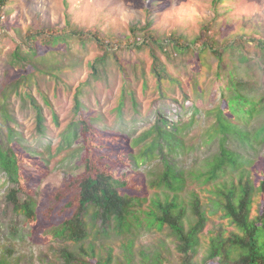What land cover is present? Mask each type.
I'll list each match as a JSON object with an SVG mask.
<instances>
[{
    "label": "rangeland",
    "instance_id": "obj_1",
    "mask_svg": "<svg viewBox=\"0 0 264 264\" xmlns=\"http://www.w3.org/2000/svg\"><path fill=\"white\" fill-rule=\"evenodd\" d=\"M68 24L80 31L98 32L105 39L114 38L124 46L109 45L105 51L92 34L69 33L55 44L37 41L38 55L30 58L44 70L23 62L30 30L62 29ZM147 31L157 40L146 41ZM178 37L185 43L178 44ZM155 65L165 68L162 84ZM21 71H34L32 80L26 86H11ZM229 79L240 81L245 93L256 99L264 94V0H11L0 8V144L9 145L11 128L23 138L15 140L26 149L25 157H18V180L0 169V264H67L60 253L62 247L72 244L75 252L81 249V244L54 236L53 231L75 214L79 189L69 184L87 173V158L95 156L86 143L91 135L78 123L87 118L88 111L101 118L93 121L98 132L111 133L104 138L96 132L97 142L111 145L115 154L119 153L116 145L124 153H141L157 135L154 132L147 137L158 117L168 115L171 122L184 127L177 139L192 147L189 154L174 157L181 168L203 170L204 154H213L219 145L247 155L251 173L253 167L263 165L264 134L255 145L239 135L227 139L226 134L213 146L204 144V131L214 120L209 112L220 105ZM4 93L7 100L2 99ZM27 93L43 108L46 128L42 137ZM77 96L82 106L78 111ZM185 106L190 114L195 108L200 110L194 124L190 114H185ZM121 116L125 124L118 120ZM263 122L264 112L254 114L250 126L256 132ZM121 130L125 134H120ZM67 131L71 141L66 140ZM144 136L129 147L128 143ZM96 161L99 167L108 164L104 157ZM132 169L140 174V180L146 178V193L153 197L158 188H152L151 182L163 169L160 158L141 160ZM189 184L187 190L178 192L186 205V226L195 218L188 189L199 190L204 182L190 179ZM16 188L22 201L33 200L34 216L16 214L6 201L8 192ZM200 196L206 195L202 192ZM254 200L252 216L264 210L259 194ZM151 204L147 200L144 208ZM88 222L90 235L84 244H95L97 253L88 264L106 259L109 247L114 255L112 264H155L144 257L153 251L163 254L160 264H183L169 227L162 231L137 227L131 236L111 229L102 232L101 220L88 217ZM127 237L134 239L132 247ZM207 251L203 241L195 262L202 263Z\"/></svg>",
    "mask_w": 264,
    "mask_h": 264
},
{
    "label": "trees",
    "instance_id": "obj_2",
    "mask_svg": "<svg viewBox=\"0 0 264 264\" xmlns=\"http://www.w3.org/2000/svg\"><path fill=\"white\" fill-rule=\"evenodd\" d=\"M10 1L0 0V8L8 5ZM205 28L209 29L210 27L206 26ZM133 32H136L135 28H133ZM69 33L82 37L88 36L90 33L105 51L109 45L124 46L114 38L105 39L98 32L80 31L68 24L62 29L30 30L27 34L28 49L25 50V56L21 57L24 60L22 61L32 64L34 69L38 67L39 70H44L40 67V62H32L38 55L35 49L37 41L55 44L65 40ZM202 36L203 34L196 41L201 42ZM145 39L146 41L148 39L157 40L151 31L146 32ZM177 39L179 40L178 44L184 42L181 37ZM30 55L33 56V59L30 58ZM153 68L158 77L160 76L159 84H162L164 82L161 78L162 70L165 68L163 67L161 70L156 65ZM33 76L34 71L27 74L21 71L11 86L18 87L22 83L26 86ZM227 83V93H221L220 105L209 112L214 116V120L204 131V144L207 147L213 146L220 135L226 134V138L230 135H239L247 144L255 145L262 139L264 125L262 124L263 126L255 132L252 130L250 122H252V115L264 112V94L260 99H256L245 93L240 81L233 79ZM27 96L31 98L36 109L38 131L42 137L45 135L46 128L43 108L35 102L30 93H27ZM7 97L8 94H2V99L7 100ZM76 100V111L82 110L78 96ZM45 103L50 105L48 99H45ZM185 109V114L189 115V108L185 106ZM195 109L196 111L190 114L191 124L197 122L200 111L198 108ZM168 118V115L158 117L155 126L147 133L148 137L156 132V137L151 143L145 145L141 153L137 155L133 154L132 150L129 153H124L119 150L117 145L119 153L115 154L111 150V145L97 142L96 136L99 132H101L100 136H104V138H109L111 133L107 130L98 132L93 121L101 118L92 112L88 111L87 118L83 117L78 122L82 131L91 135L89 136L90 140L86 143L87 147L95 152V156L94 159L87 158V164H85L87 173L69 184L70 188L76 186L79 189L78 208L75 214L55 227L53 231L54 236H65L72 243L82 246L76 252L72 250V244L62 247L60 253L65 263L88 264L87 260L90 257L97 256L95 244L88 243V246L84 244L90 235L88 222V217H90L96 222L101 220V229L99 230L102 232L111 229L115 230L117 234L126 232L131 236L135 235L137 227L144 228L146 226L149 230L157 231L169 227L171 234L177 240V250L180 252L183 264H210L213 262L217 264H264V210L261 214L252 216L254 197L259 194L264 200V164L253 167L251 173L247 170L246 164H250L247 155L244 156L226 145H219V149L213 154H204L203 170L181 168L174 161V157L189 154L192 147L186 146L181 139L176 137L184 127L177 126L178 123L175 124ZM118 120L121 124H125L123 116ZM168 126L171 127L168 128ZM96 132L98 133L95 134ZM70 133L67 131L64 134L68 141H71ZM119 133L125 134L122 130ZM19 135L16 130L9 128L7 134L9 145L4 147L0 144V169L6 171L14 181L18 180L20 175L18 157H25L26 154L24 145L15 140V137L23 139ZM145 138L144 136L131 145L128 143V145L131 148L135 143L138 144ZM220 140L222 141V138ZM225 141L227 143V140ZM157 147L161 150L158 151ZM96 148H99L101 152ZM102 157L108 164L99 167L96 158L99 160ZM148 158H160L161 167H163L160 174L151 182L152 188H158V191H154L153 197H149L146 193L144 185L146 178L140 180V174L132 169L135 163L137 164L141 160L146 161ZM119 164H121L120 167ZM111 169L114 170L111 171ZM190 179L200 180L204 184L199 190L188 189L191 193L189 204L195 218L186 226V205L185 201L179 199L178 192L187 190L189 185L192 186L189 184ZM159 190L163 192L164 200L161 199ZM18 191L19 188L10 190L5 197L6 201L12 205L16 214L23 213L26 217L34 216L33 200L22 201ZM202 192L205 193V198L200 196ZM147 200L152 204L149 205L150 207L144 208ZM127 241L131 247L134 245V239L131 237ZM203 241H205L208 251L203 262L198 263L195 262V256ZM106 254L107 258L99 260L96 264H112L114 255L110 247L106 249ZM144 257L147 261L151 260L155 264H160L163 254L153 251L145 253Z\"/></svg>",
    "mask_w": 264,
    "mask_h": 264
}]
</instances>
